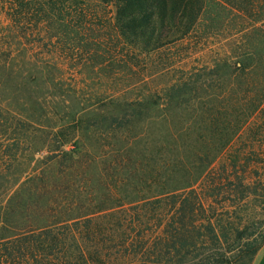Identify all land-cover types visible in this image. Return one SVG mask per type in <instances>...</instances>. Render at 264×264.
<instances>
[{"label": "trees", "instance_id": "obj_1", "mask_svg": "<svg viewBox=\"0 0 264 264\" xmlns=\"http://www.w3.org/2000/svg\"><path fill=\"white\" fill-rule=\"evenodd\" d=\"M212 1L0 0V264H229L241 241L251 261L264 0ZM147 120L152 165L117 172Z\"/></svg>", "mask_w": 264, "mask_h": 264}, {"label": "rangeland", "instance_id": "obj_2", "mask_svg": "<svg viewBox=\"0 0 264 264\" xmlns=\"http://www.w3.org/2000/svg\"><path fill=\"white\" fill-rule=\"evenodd\" d=\"M208 7L209 8H207L204 14V17H203V23H206L205 26H208L214 29L213 30L214 33L219 32L220 30L218 29H220L222 25H221V22L215 21V18H213L214 17L213 14L216 12L213 1L209 3ZM110 9L113 12V7L111 5H110ZM211 19H213L214 21L211 22ZM221 32H223L222 29L220 33H218L217 36H212L208 38L207 39L208 44H206L205 46L207 48H215L220 43H222L224 41L223 37L225 35H228V33L227 31L223 33ZM219 35L220 37H218ZM196 57L197 55L193 57L192 60L194 61V58ZM82 79L84 80L82 81L83 84H87V88L85 92H88L89 94H91V96L94 95L95 92H98L99 94L103 93L104 87L99 86V84H97V80H95V76L93 75V73L90 74L89 71H86V70L83 71ZM88 98H91V97L84 96V99H88ZM90 105L92 106L91 101L84 100L79 106H77V109L85 108L87 110ZM151 126H152V121H149V120L145 122L144 121L143 122H133L131 135L136 134V133H140V134L142 133V135L140 138L135 140L132 151L129 152V155H131L132 157L130 161L127 159V155L125 153L119 157L121 159V162H120L121 168L117 170V172H146L144 169L145 164H147L148 167L152 165V162L149 161V158L151 157V154H152V148L149 145L150 144L149 141L147 142V140H150V135H151V132L153 131V126L152 128ZM131 135L129 134V136ZM113 141L114 139L111 138L110 142H113ZM102 150L108 152L109 147H105ZM96 151L98 154V150ZM111 162H112V159L108 157L97 158L96 163H94V166H93L94 167L93 172H100L102 168H105V171H101V172H113L111 168L107 167ZM141 167L143 171L140 170ZM133 168H136V170ZM263 200L264 199L257 198V199L250 201L247 206V211H246L247 216L243 215V219H245V222H247V224L250 225V230L254 231L256 235L261 234L264 231V205L262 204ZM256 235H253V237H255ZM241 244H242V241L239 242L235 248H233L234 247L233 246L232 247L233 249L231 252H225L229 260V264H242L243 263V259H240L239 251H238V248H239L238 246ZM263 246H264V242L260 246L259 250L255 253L251 261L246 260L244 264H253L254 260L256 259V256L258 255L259 251L262 249Z\"/></svg>", "mask_w": 264, "mask_h": 264}, {"label": "crops", "instance_id": "obj_3", "mask_svg": "<svg viewBox=\"0 0 264 264\" xmlns=\"http://www.w3.org/2000/svg\"><path fill=\"white\" fill-rule=\"evenodd\" d=\"M253 264H264V246L259 251Z\"/></svg>", "mask_w": 264, "mask_h": 264}]
</instances>
